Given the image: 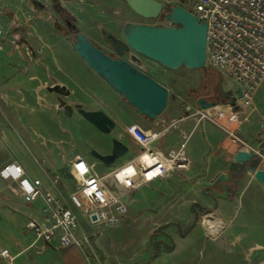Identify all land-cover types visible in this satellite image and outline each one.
<instances>
[{
	"label": "crops",
	"instance_id": "1",
	"mask_svg": "<svg viewBox=\"0 0 264 264\" xmlns=\"http://www.w3.org/2000/svg\"><path fill=\"white\" fill-rule=\"evenodd\" d=\"M0 2L6 10V15L1 18L3 27L9 31L12 15L17 14L7 6L9 1ZM15 2L16 0L13 1ZM7 52V48L0 52V170L7 164L21 166L30 178L40 181L42 195L27 202L16 181L0 177V251L7 249L13 258L9 263L0 256V264H87L82 250L61 249L57 242L45 244L37 241L32 232L25 230V224L30 219L42 221V210L45 208L43 196L46 195L71 208L80 223L76 211L82 206L72 197L78 189L71 172L75 159L85 161L96 176L108 175L134 160L141 151L137 141L126 132L127 126L139 124L146 128L145 123L148 121L139 117L83 61L73 64L66 61L22 62L16 60L17 54L8 57ZM51 80L66 86L71 92L66 100L71 108L61 107V97L47 92L46 87L54 84L50 83ZM228 81L232 88L231 81ZM160 84L171 92L166 84ZM41 88L45 91L40 90ZM182 101L176 96L173 107L167 110L166 119L159 121L165 120L163 124L166 129L151 130L159 132L160 136L150 145L152 150L167 155L185 142L189 168L174 170L166 177H169L170 187L182 188L180 198H185L187 203L186 206L181 204L175 208H212L223 227L221 231L225 225L238 232L235 237L225 238L228 246L235 247L239 244L241 248L237 254L243 252L244 259L249 260L250 264H264V243L251 241L256 240L252 237L254 234L264 235V222L260 227L254 226L251 220V223L244 222L240 226H234L233 216H230L229 211L226 212L228 208H261L256 206V199L264 201L261 186L257 182L254 184L252 180L238 185L241 177L237 173L245 167L234 161L238 150H226V139L217 140V134L202 121L199 127L197 119L192 121L178 117ZM75 104L85 111H102L107 115L115 123L111 134L99 132L77 113ZM174 118L176 121L180 120V124L167 133ZM159 122L155 125L158 126ZM112 139L126 146L128 153L111 168H107L92 157L90 152L93 150L101 155L109 154ZM183 179L193 180L196 184L200 182V185H194V193L189 198L186 193L192 186L179 184ZM162 181L157 179L136 190L126 200L127 216L129 208H163L165 198L159 186ZM106 183L114 192L122 191L111 178ZM150 196L157 198L150 202ZM259 213L261 217L262 212ZM247 218L251 219L248 213ZM86 223L88 224L87 221ZM241 227L245 232L240 230ZM207 234L212 238L217 236ZM248 237L252 239L247 241Z\"/></svg>",
	"mask_w": 264,
	"mask_h": 264
},
{
	"label": "rangeland",
	"instance_id": "2",
	"mask_svg": "<svg viewBox=\"0 0 264 264\" xmlns=\"http://www.w3.org/2000/svg\"><path fill=\"white\" fill-rule=\"evenodd\" d=\"M7 1L10 2L7 6L15 10L18 18L17 28L14 30L16 40L24 46L16 51L10 44L6 47L8 49L6 55L11 57L17 54L16 60L22 62L66 61L73 64L82 61L71 48L75 34L73 30H68L70 27L63 22L57 8L68 13V21L76 32L84 34L110 54L113 53L103 42L100 28L120 36L126 23H151L136 16L121 0H16L15 3H13L14 0ZM1 18L0 24L3 25ZM141 68L147 75L171 89L167 107L156 120L146 122V128L135 124L144 131L156 128L166 129L163 124L165 120L159 121L166 119L167 110L173 107L176 96L183 100L178 108V117H185L186 120L192 121L198 119L195 115L199 109L196 103L197 97H206L205 100L212 101L215 100V96L219 102L216 110H225V107H221L225 105L220 100L232 97L233 89L228 79L210 71L209 67L206 68L208 70L206 74L203 70L191 71L185 68L169 71L154 62L143 59ZM54 82L55 80H51L50 83ZM40 90L45 91L43 88ZM263 96L264 86L258 92L254 105L242 110L244 121L231 127L233 135L215 123L202 122L217 134V140L226 139V150L230 152L239 151L240 142L254 146L255 134L261 130L260 117L264 112ZM190 115L192 116L189 119ZM157 121L160 123L158 126L155 125ZM179 122L180 120L176 121L174 118L167 133L174 130L180 124ZM202 122L198 123L199 127ZM259 165V160L255 157L250 165L240 169L241 181L238 185L248 180H252L255 184L256 181L250 173L246 172V168L248 166L257 168ZM168 180L169 177L159 185L160 192L165 198L163 208H129L128 216L119 226L102 229L97 236L91 237V245L96 257L90 256L88 260L92 264H250L249 260L244 259L243 252L237 254L241 245L233 247L225 242V238L235 237L238 232L224 225V229L216 237L212 238L207 234L202 225V219L207 214H215L212 208H195L194 206L175 208L181 204L186 206L187 203L185 198H180L182 188L170 187ZM182 183L192 186L186 193V197H191L190 194L194 193L196 183L190 179H183L179 184ZM199 183L196 185H200ZM155 198L157 197L150 196L148 199L151 202L155 201ZM256 200L258 203L256 206L261 208H228L226 210V212L229 211L230 216H233L234 226H240L244 222H253L254 226H261L264 222V201L259 198ZM243 205L245 206V201ZM259 212H262V218ZM76 213L80 218V231L93 236L96 231L86 223L83 208H78ZM247 213L251 219L247 218ZM240 230L245 232L242 227ZM252 237H248L247 241L252 239L251 241L264 243V235L254 234ZM229 249L231 251H228Z\"/></svg>",
	"mask_w": 264,
	"mask_h": 264
},
{
	"label": "built area",
	"instance_id": "3",
	"mask_svg": "<svg viewBox=\"0 0 264 264\" xmlns=\"http://www.w3.org/2000/svg\"><path fill=\"white\" fill-rule=\"evenodd\" d=\"M156 1L164 7L179 5L189 8L199 21L206 24L207 67L217 70L231 81L233 96L238 89L242 95L234 106L229 103L221 106L225 107V110H215V113L211 114L209 110L198 109L195 115L198 123H215L233 135L231 127L244 121L242 110L254 105L258 92L264 86V0ZM5 15V6L0 2V18ZM17 19L16 15H12L9 31L0 24V51L10 44L16 51L24 46L18 43L14 34ZM149 22L168 24L163 18ZM260 127L261 130L254 137L255 145L240 142L238 149L255 155L259 164H264V112L260 117ZM126 132L141 148L134 160L102 177L94 175L81 158H76L72 164V176L78 185L72 197L82 206L85 220L96 231L94 235L80 232L79 219L73 210L46 195L43 196L45 208L42 210V221L30 219L25 224V230L32 232L35 240L45 244L57 242L61 249H80L85 253L87 264H92L88 259L90 256H96L91 237L97 236L102 229L119 226L126 219V200L136 190L157 179L164 180L174 170L189 168L185 143L163 155L150 147L160 136L159 132L144 131L135 124L127 126ZM0 177L16 181L27 202H32L42 195L40 181L30 178L19 165L3 166ZM109 178L122 188L121 192L116 193L107 185L106 180ZM0 256L9 263L13 260L7 249L1 250Z\"/></svg>",
	"mask_w": 264,
	"mask_h": 264
},
{
	"label": "water",
	"instance_id": "4",
	"mask_svg": "<svg viewBox=\"0 0 264 264\" xmlns=\"http://www.w3.org/2000/svg\"><path fill=\"white\" fill-rule=\"evenodd\" d=\"M121 1L143 20L163 18L168 24L126 23L119 37L105 28H100L103 42L113 54L101 49L84 34L76 32L72 26L75 40L71 48L112 92L134 109L139 117L154 121L166 109L169 91L142 70L143 59L169 71L178 68L191 71L206 69V24L199 21L190 10L179 5L164 7L156 0ZM46 90L61 97V107L71 108L66 103L71 95L66 86L54 82L47 86ZM241 95V90H236L229 104L234 106ZM196 103L199 109L209 110L211 114L215 113L218 106V103L203 98H198ZM222 104L225 105V101H222ZM74 108L102 134L109 135L115 128V123L102 111H85L78 104H75ZM127 153L126 146L112 139L109 154L101 155L91 150L90 155L103 166L111 168ZM254 159L255 155L241 150L234 156L237 164L245 166L250 165ZM246 172L252 175L264 192V164L257 168L248 166ZM204 218L214 220L217 215L211 213Z\"/></svg>",
	"mask_w": 264,
	"mask_h": 264
},
{
	"label": "bare ground",
	"instance_id": "5",
	"mask_svg": "<svg viewBox=\"0 0 264 264\" xmlns=\"http://www.w3.org/2000/svg\"><path fill=\"white\" fill-rule=\"evenodd\" d=\"M203 227L211 235H217L223 228L222 225L217 221V218L214 220L203 218Z\"/></svg>",
	"mask_w": 264,
	"mask_h": 264
},
{
	"label": "trees",
	"instance_id": "6",
	"mask_svg": "<svg viewBox=\"0 0 264 264\" xmlns=\"http://www.w3.org/2000/svg\"><path fill=\"white\" fill-rule=\"evenodd\" d=\"M56 10H57L58 13L61 14V17H62L63 19L68 20V13H67V12H64V11H62L61 9H58V8H57ZM203 71H204V73L206 74L208 70H207V69H204ZM210 71L215 72L217 75L221 76V75H220L218 72H216L215 70L210 69ZM197 98H199V97H197ZM203 98L206 99V97H203ZM214 99H215V100H212L211 102L219 103V102H217V99H216L215 96H214ZM220 101H225V100H220ZM237 175H238L239 177H241V172H238ZM235 188H236V187H235Z\"/></svg>",
	"mask_w": 264,
	"mask_h": 264
},
{
	"label": "flooded vegetation",
	"instance_id": "7",
	"mask_svg": "<svg viewBox=\"0 0 264 264\" xmlns=\"http://www.w3.org/2000/svg\"><path fill=\"white\" fill-rule=\"evenodd\" d=\"M183 7V6H182ZM185 9H187V10H190L189 8H185ZM60 14V13H59ZM60 16H61V14H60ZM62 18V17H61ZM142 19V18H141ZM62 20H63V22L66 24V25H68L70 28H68V30H72L73 28H72V26L70 25V22L68 21V20H66V19H63L62 18ZM145 21H147V20H145ZM149 22V21H148ZM210 69H212V68H210ZM212 70H215V69H212ZM216 72H218L217 70H215ZM219 74H220V72H218ZM221 75V74H220ZM195 92V91H194ZM197 96V95H196ZM231 96L233 97V94H231ZM199 98H202V97H199ZM198 99V98H197ZM196 99V100H197ZM204 99V98H203ZM230 99H228V97H225V102L227 103L228 101H229ZM209 102H211V101H209ZM240 172V171H239Z\"/></svg>",
	"mask_w": 264,
	"mask_h": 264
}]
</instances>
